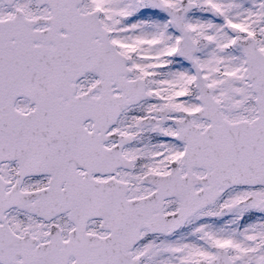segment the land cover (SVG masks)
<instances>
[{"label": "snow or ice", "instance_id": "1", "mask_svg": "<svg viewBox=\"0 0 264 264\" xmlns=\"http://www.w3.org/2000/svg\"><path fill=\"white\" fill-rule=\"evenodd\" d=\"M0 264H264V0H0Z\"/></svg>", "mask_w": 264, "mask_h": 264}]
</instances>
